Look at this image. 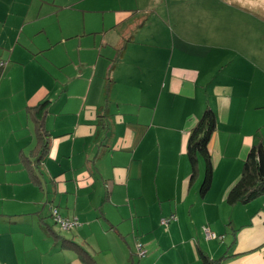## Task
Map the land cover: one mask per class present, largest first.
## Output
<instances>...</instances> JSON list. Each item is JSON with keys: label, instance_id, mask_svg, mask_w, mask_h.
Masks as SVG:
<instances>
[{"label": "crops", "instance_id": "obj_1", "mask_svg": "<svg viewBox=\"0 0 264 264\" xmlns=\"http://www.w3.org/2000/svg\"><path fill=\"white\" fill-rule=\"evenodd\" d=\"M11 16L0 22L6 24ZM42 19L27 18L20 32L10 27L16 39L12 45L0 39V264H84L41 227L40 218L48 223L49 215L42 202L44 184L49 212L55 205L60 216L79 221L95 211L97 222L107 224L100 226L95 248L83 244L76 228L69 234L58 232L82 245L96 264H201L200 250L211 258L225 255L222 264H264V194L246 204L226 201L259 135L264 147V65L260 61L264 53L256 40L260 37L253 38L252 49L248 42L247 50L232 54L217 41L201 50L200 43L187 37L189 41L176 49L177 59L172 58V47L168 57V48L137 46L132 39L126 41L123 56L111 72L120 45L114 47L113 57L105 52L107 58L98 47L91 65L80 55L79 39L68 57L70 70H76L72 78L59 67L41 69L38 54L52 38L46 34L42 42L37 37L44 31L43 26L36 27ZM72 30L58 28V40L75 35ZM109 31L112 25H102L83 29L82 35L101 32L104 36ZM157 58L162 59L160 65ZM91 66L86 90L83 82L78 90L75 78ZM108 71L114 80L108 123L111 156L108 162L101 157L90 164L97 146L96 108L103 102ZM43 100H49L44 122L51 134L48 155L58 164L44 161L48 155L41 161L36 169L42 182L39 188L29 181L19 152L30 151L36 136L26 107ZM207 105L216 114V129L208 143L213 174L209 189L200 195V162L191 179L186 143ZM44 167L57 183L53 191ZM117 184L127 189L136 184L145 187L133 197L125 189L126 202L116 203L112 195ZM115 205L123 206L117 210ZM165 217L169 219L162 223ZM203 226L223 238H206ZM137 244L145 251L143 256Z\"/></svg>", "mask_w": 264, "mask_h": 264}, {"label": "rangeland", "instance_id": "obj_2", "mask_svg": "<svg viewBox=\"0 0 264 264\" xmlns=\"http://www.w3.org/2000/svg\"><path fill=\"white\" fill-rule=\"evenodd\" d=\"M23 9H27V11L22 12ZM9 14L12 16L6 24L3 21L0 22L1 41L6 39L12 45L16 39L9 31L10 27H14L17 29L16 32H20L22 24L27 18H34L37 15L40 18L43 17L36 27L43 26L44 31H40L37 37L42 42H44L46 34L52 38L50 42L45 43V49L38 54L39 59L43 62L41 69L59 67L64 74L70 75L72 78L76 70L75 68L70 70L72 63L68 57L73 55L72 46L77 47L79 39L82 43L80 55L85 62H91V65L97 56L98 47L102 49L100 54L104 55L103 58H107L105 52L110 53L107 54L108 57H113L115 55L114 47L119 46L123 42V38H127L131 34L137 46L152 47L157 45L161 49L168 48L166 51L168 57H171L169 49L174 48L173 59H177V47L188 38L200 43L198 48L201 50H208L209 47L205 45L210 41L220 42V45L224 46L229 54H232L233 51L247 50L248 42L252 49L253 38L260 37L256 40L260 41L264 53V0H0V18ZM122 18L124 21L116 24ZM45 19L49 21L50 25L46 24ZM102 25L105 28L112 25V31L104 33L106 34L104 36L101 32L82 35L83 29L88 31L89 28ZM28 27L24 29L27 30ZM58 28H62L64 32L70 28L76 34L68 35L65 41H59L58 34H56ZM95 43L97 44L93 47ZM260 61L264 65V60ZM156 62L157 65H160L162 59L157 58ZM84 69L82 68L81 72ZM92 69L91 66L83 76L75 78L78 90H80L82 82L84 90H86L88 79L93 72ZM98 131L99 145L95 147L94 157L89 161L90 164L101 157L102 161L108 162L111 156L112 148L108 143V130L98 129ZM44 161L49 165L58 164V162L52 161L49 155ZM199 168V181H201L203 172L201 161ZM43 171L47 177L49 191H53L54 186L57 187V183L55 179L49 177L45 167ZM143 184L131 185L128 189L124 185L117 184L113 188V200L116 203L126 202L125 189L130 197L141 195L142 187H145L142 186ZM47 194L49 193H47L44 184V200L42 202L45 203V211L50 213ZM137 200L139 199H132V202ZM69 201L72 207L73 194L69 195ZM84 201L85 197L76 204L77 207ZM61 205V209L65 210V204ZM122 206L115 205V209L118 210ZM98 216L99 213L95 211L91 214H84L79 218V221L76 219L77 225L71 229H62L59 224L54 222L51 215H48L47 221L61 234H69L76 228L83 244L89 243L95 248L100 226L107 225L105 221L97 222ZM82 223H84L83 226H81ZM229 236L233 237L234 234L230 233Z\"/></svg>", "mask_w": 264, "mask_h": 264}, {"label": "trees", "instance_id": "obj_3", "mask_svg": "<svg viewBox=\"0 0 264 264\" xmlns=\"http://www.w3.org/2000/svg\"><path fill=\"white\" fill-rule=\"evenodd\" d=\"M132 38V34L127 38H123V42L116 49V55L111 60L109 69L110 72L113 69L115 63L123 56L126 40L130 41ZM109 71L108 75L106 76L103 88V102L96 108L97 129L95 131V138L97 140V145H99L98 129L103 131L108 130L109 117L111 115L109 107L110 91L114 80L111 75H109ZM48 109L49 100H43L33 106L26 107V114L32 121L33 131L36 136L35 142L30 151L27 153H24L23 151L19 152V160L27 170L29 181L39 188H41L42 182L40 180L39 174L36 172V169L41 161L48 155L50 148L51 134L44 124ZM215 129L216 114L215 111L209 105H207L203 109L201 116L190 129L189 135L187 137L186 156L191 165V179L197 171L199 162L201 161L203 163L202 179L199 185L200 195L205 194L212 181L213 162L209 152L208 143ZM260 139L261 137L259 135L256 141L250 146L238 179L227 191L226 201L230 205L246 204L252 199L264 194V147ZM54 208H56L57 212H59L57 206ZM49 215L52 216L51 209ZM170 218H172V216H170ZM44 219L45 218L43 217L40 218V224L44 232L49 237H52L56 242H60L64 249L75 252L84 264H96L95 260L82 245L72 239L62 237L58 231H56L53 226L47 223ZM165 219L168 220L169 218L165 217ZM54 222L58 225L55 219ZM76 225L77 224H75V226ZM75 226L69 227L67 229H71ZM220 235L223 238V235ZM225 257L226 256L224 255L218 258H211L205 254L204 251H199V259L201 260V264H222Z\"/></svg>", "mask_w": 264, "mask_h": 264}, {"label": "built area", "instance_id": "obj_4", "mask_svg": "<svg viewBox=\"0 0 264 264\" xmlns=\"http://www.w3.org/2000/svg\"><path fill=\"white\" fill-rule=\"evenodd\" d=\"M51 213L53 218L55 219V221L60 225V227L62 229H67L69 227L75 226V224H77L76 219H68V218H64L62 216L59 215V212H57L56 208H52L51 209ZM167 219H163L162 223H166ZM203 231L205 234L206 238H216L218 237L214 232L210 231L208 228H206L205 226H203ZM220 238L222 236H219ZM137 248L139 250V255H143L145 253V251L142 249L140 244H137Z\"/></svg>", "mask_w": 264, "mask_h": 264}, {"label": "clouds", "instance_id": "obj_5", "mask_svg": "<svg viewBox=\"0 0 264 264\" xmlns=\"http://www.w3.org/2000/svg\"><path fill=\"white\" fill-rule=\"evenodd\" d=\"M53 207H56V206H55V205H54V206H51L50 209H52ZM212 232H213V231H212ZM214 233H215V232H214ZM215 234H216V233H215ZM216 235L218 236V237H216V238H218V239H221V238H222V237H221V238L219 237V236H221L220 234H216ZM208 239H214V238H208ZM143 255H144V254H143ZM143 255H142V256H143Z\"/></svg>", "mask_w": 264, "mask_h": 264}]
</instances>
